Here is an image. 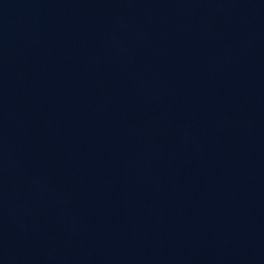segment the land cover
<instances>
[{
	"label": "water",
	"instance_id": "95a60500",
	"mask_svg": "<svg viewBox=\"0 0 264 264\" xmlns=\"http://www.w3.org/2000/svg\"><path fill=\"white\" fill-rule=\"evenodd\" d=\"M0 264H264V0H0Z\"/></svg>",
	"mask_w": 264,
	"mask_h": 264
}]
</instances>
